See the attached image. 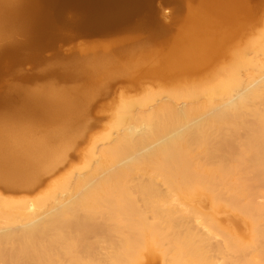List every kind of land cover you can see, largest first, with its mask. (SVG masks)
I'll use <instances>...</instances> for the list:
<instances>
[{
	"label": "bare ground",
	"instance_id": "6f19581e",
	"mask_svg": "<svg viewBox=\"0 0 264 264\" xmlns=\"http://www.w3.org/2000/svg\"><path fill=\"white\" fill-rule=\"evenodd\" d=\"M189 1L197 5L186 6L185 28L144 74L190 79L207 57L232 62L191 86L173 82L122 100L115 131L82 155L84 169L56 181L38 201L0 197V264H264V31L224 49L201 27L228 22L225 10L233 5ZM53 29L42 0H0V68L6 56L67 34ZM6 31L24 37L1 44ZM86 43L99 51L103 40ZM105 59L81 61L75 77L91 80V89L15 91L19 110L49 128L0 122L3 189L34 190L68 161L85 105L101 86L96 78L112 74ZM4 101L9 97L0 93Z\"/></svg>",
	"mask_w": 264,
	"mask_h": 264
},
{
	"label": "rangeland",
	"instance_id": "374dc122",
	"mask_svg": "<svg viewBox=\"0 0 264 264\" xmlns=\"http://www.w3.org/2000/svg\"><path fill=\"white\" fill-rule=\"evenodd\" d=\"M226 4H232L235 9L230 11L227 6L225 12L228 10L226 13L229 17L228 22L222 21L215 27L209 26L210 23H207L201 29L208 28L212 33L213 40H216L217 36L219 47L223 46L224 49L233 51L243 47L260 31H264V0H229ZM194 5H197L196 2L189 0H157L152 11L153 16L149 14L151 18L148 17L149 15L141 18H147L148 21L137 20L133 25L117 33L93 38L59 35L54 37L51 42L46 39L44 43L47 45L45 46L39 45L32 49H22L15 55L6 56L7 61L0 68V93L7 95L9 101L0 104V122L3 124L14 123V125L16 124L15 128H30L35 132L47 129L49 125L41 119L26 115L19 110V100L14 97L18 96L16 90H35L48 85L58 89L72 87L91 89L93 83L91 80L75 77V74L81 72V61L90 62L89 60L97 58L105 61V58L110 60L107 65L110 66L112 74L96 78L101 86L98 87V91L94 92L95 95L90 102L85 105L82 123L79 124L80 133L66 154L68 161L60 165L55 175H45L44 182L34 190L14 192L7 191L0 186V197L9 202H36L52 191L56 181L84 169L85 160L82 155L94 144H102L115 131L114 116L119 110L122 100L141 96L151 90L168 89L172 87L173 82L177 84V87L191 86L195 81L208 76L210 72H218L227 64L229 65L232 61L228 58L224 57L219 61H214L213 57H207L200 62L199 72L190 79L187 75L166 74V77L163 78L157 77L158 75L144 74L143 70L157 66L167 54L169 42L180 35V28L183 29L186 26L185 19H183L188 14V10H185L186 6ZM217 16L218 13L213 17L217 18ZM163 25L171 30L162 31L157 27ZM192 29L193 25H190L188 30ZM237 30L238 34L235 33ZM9 31L5 32L6 37L1 44H7L11 39L21 40L24 37L16 31L11 33ZM92 40H103L101 50L95 51L92 44L86 43ZM189 47H192V44ZM127 69H130L128 73ZM67 74L73 75V77H69ZM136 204L141 205L142 203L137 202ZM107 211L109 210L93 211L90 216H98ZM88 212L87 209H77L74 213L86 216ZM146 215L150 219L153 216L151 213ZM192 221L190 218V222ZM158 262V260H154L155 264Z\"/></svg>",
	"mask_w": 264,
	"mask_h": 264
},
{
	"label": "water",
	"instance_id": "95a60500",
	"mask_svg": "<svg viewBox=\"0 0 264 264\" xmlns=\"http://www.w3.org/2000/svg\"><path fill=\"white\" fill-rule=\"evenodd\" d=\"M157 0H42L46 24L66 36H108L149 15Z\"/></svg>",
	"mask_w": 264,
	"mask_h": 264
}]
</instances>
